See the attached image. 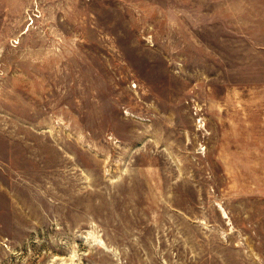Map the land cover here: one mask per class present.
Instances as JSON below:
<instances>
[{
	"label": "rangeland",
	"instance_id": "obj_1",
	"mask_svg": "<svg viewBox=\"0 0 264 264\" xmlns=\"http://www.w3.org/2000/svg\"><path fill=\"white\" fill-rule=\"evenodd\" d=\"M0 264H264V0H0Z\"/></svg>",
	"mask_w": 264,
	"mask_h": 264
}]
</instances>
